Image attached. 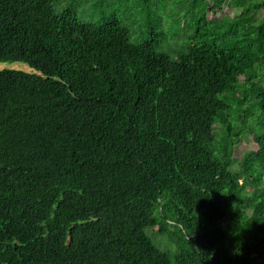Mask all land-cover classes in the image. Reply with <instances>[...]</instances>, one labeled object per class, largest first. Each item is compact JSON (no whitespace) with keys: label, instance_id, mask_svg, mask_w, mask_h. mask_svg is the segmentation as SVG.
<instances>
[{"label":"trees","instance_id":"1","mask_svg":"<svg viewBox=\"0 0 264 264\" xmlns=\"http://www.w3.org/2000/svg\"><path fill=\"white\" fill-rule=\"evenodd\" d=\"M56 3L0 0V264H264V0H190L170 52Z\"/></svg>","mask_w":264,"mask_h":264},{"label":"rangeland","instance_id":"2","mask_svg":"<svg viewBox=\"0 0 264 264\" xmlns=\"http://www.w3.org/2000/svg\"><path fill=\"white\" fill-rule=\"evenodd\" d=\"M190 0H57L54 6H72L78 13V16L85 20L98 21L103 16L114 15L124 25L128 26L131 31V39L139 40L142 33L149 29L155 23H159V30L163 32V37L156 47V51L170 52L173 44L181 43L182 37L178 30L177 18L181 16L188 8ZM59 5V6H58ZM238 10H234L237 12ZM228 12L227 4L222 6L217 16H223ZM264 14V9L258 13L260 19ZM187 36L184 37L186 40ZM13 68L22 69L31 72V69L24 63H0V69ZM239 110L233 113V118ZM234 124L238 123L233 120ZM214 131L219 138L222 135L221 128L214 125ZM256 144L250 133L241 134L240 141L233 146L232 157L235 160L233 168L237 169V161L241 156L252 149ZM147 233L159 245H166L165 238L158 232V228L153 230L147 229Z\"/></svg>","mask_w":264,"mask_h":264}]
</instances>
